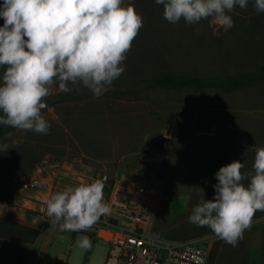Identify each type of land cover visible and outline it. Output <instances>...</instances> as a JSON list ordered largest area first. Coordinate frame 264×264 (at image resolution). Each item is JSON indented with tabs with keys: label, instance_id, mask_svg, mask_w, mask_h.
Listing matches in <instances>:
<instances>
[{
	"label": "rangeland",
	"instance_id": "1",
	"mask_svg": "<svg viewBox=\"0 0 264 264\" xmlns=\"http://www.w3.org/2000/svg\"><path fill=\"white\" fill-rule=\"evenodd\" d=\"M123 3L142 16L143 26L108 92L97 98L83 85L71 86L85 96L55 102L64 92L53 85L42 110L47 134L3 125L0 145L9 149L0 148V215L32 226L49 223L45 201L51 194L105 171L119 183L148 179L159 195L153 226L169 239L206 238L207 264H264V211L255 212L235 247L188 221L195 204L214 197L221 165L239 159L242 171L252 170L254 148L264 146V82L229 91L148 82L167 72L215 77L260 67L264 12L249 0L231 13L234 26L225 30L210 19L170 23L154 0ZM120 89L137 92L118 94ZM173 113L194 130L192 136L169 135ZM33 177L45 185L25 188L23 178ZM92 230L61 231L51 224L32 243L0 238V264H105L109 246L93 239ZM83 238L89 247L80 246Z\"/></svg>",
	"mask_w": 264,
	"mask_h": 264
},
{
	"label": "clouds",
	"instance_id": "2",
	"mask_svg": "<svg viewBox=\"0 0 264 264\" xmlns=\"http://www.w3.org/2000/svg\"><path fill=\"white\" fill-rule=\"evenodd\" d=\"M170 23L202 20L228 30L231 15L249 0H154ZM264 12V0H253ZM0 125L47 134L42 110L53 85L69 92L83 85L100 97L125 71L132 41L143 26L142 16L123 0H0ZM3 150L7 145H0ZM235 159L214 173V197L195 204L188 221L209 228L235 247L264 211V146L254 148L251 171ZM247 181L245 184L243 181ZM50 223L61 231H82L110 212L101 181L69 185L45 201ZM80 246L89 247L83 238Z\"/></svg>",
	"mask_w": 264,
	"mask_h": 264
},
{
	"label": "built area",
	"instance_id": "3",
	"mask_svg": "<svg viewBox=\"0 0 264 264\" xmlns=\"http://www.w3.org/2000/svg\"><path fill=\"white\" fill-rule=\"evenodd\" d=\"M97 180L103 184L110 212L90 229L109 246L105 264H207L210 249L206 238L169 239L153 226L159 195L148 179L119 183L101 171L88 183ZM44 185L40 177L23 178L25 188Z\"/></svg>",
	"mask_w": 264,
	"mask_h": 264
},
{
	"label": "trees",
	"instance_id": "4",
	"mask_svg": "<svg viewBox=\"0 0 264 264\" xmlns=\"http://www.w3.org/2000/svg\"><path fill=\"white\" fill-rule=\"evenodd\" d=\"M253 1V0H251ZM3 19L0 18V25ZM150 86L168 87V88H196L204 90L206 88H219L224 90H234L244 86L253 85L264 82V64L260 67L238 74L228 76L203 77L196 75L174 74L171 72L162 73L153 76L149 81ZM91 92V91H90ZM108 92V91H107ZM106 92V93H107ZM118 94L136 93L137 89L116 90ZM86 94V93H85ZM82 90H71L60 94L55 102H63L66 100H77L85 96ZM167 130L169 135L176 138L184 139L194 134L191 127L180 125L177 114H171L167 119ZM4 132V126L0 125V136ZM12 204V201L9 202ZM50 222H41L38 226L28 225L8 217L0 215V238H6L14 241L32 243L50 227ZM91 237L95 239L92 232Z\"/></svg>",
	"mask_w": 264,
	"mask_h": 264
},
{
	"label": "water",
	"instance_id": "5",
	"mask_svg": "<svg viewBox=\"0 0 264 264\" xmlns=\"http://www.w3.org/2000/svg\"><path fill=\"white\" fill-rule=\"evenodd\" d=\"M46 105H47V103H46Z\"/></svg>",
	"mask_w": 264,
	"mask_h": 264
},
{
	"label": "crops",
	"instance_id": "6",
	"mask_svg": "<svg viewBox=\"0 0 264 264\" xmlns=\"http://www.w3.org/2000/svg\"><path fill=\"white\" fill-rule=\"evenodd\" d=\"M44 195V194H43Z\"/></svg>",
	"mask_w": 264,
	"mask_h": 264
}]
</instances>
